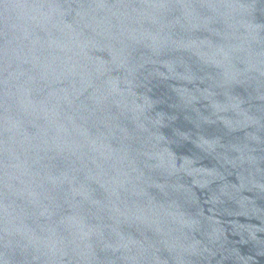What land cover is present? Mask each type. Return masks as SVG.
Returning a JSON list of instances; mask_svg holds the SVG:
<instances>
[{
    "label": "water",
    "instance_id": "1",
    "mask_svg": "<svg viewBox=\"0 0 264 264\" xmlns=\"http://www.w3.org/2000/svg\"><path fill=\"white\" fill-rule=\"evenodd\" d=\"M0 264H264V0H157L1 125Z\"/></svg>",
    "mask_w": 264,
    "mask_h": 264
}]
</instances>
